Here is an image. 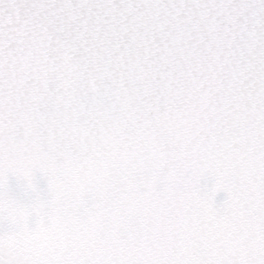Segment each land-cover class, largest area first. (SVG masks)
Here are the masks:
<instances>
[{
    "label": "snow or ice",
    "instance_id": "1",
    "mask_svg": "<svg viewBox=\"0 0 264 264\" xmlns=\"http://www.w3.org/2000/svg\"><path fill=\"white\" fill-rule=\"evenodd\" d=\"M0 264H264V0H0Z\"/></svg>",
    "mask_w": 264,
    "mask_h": 264
},
{
    "label": "water",
    "instance_id": "2",
    "mask_svg": "<svg viewBox=\"0 0 264 264\" xmlns=\"http://www.w3.org/2000/svg\"><path fill=\"white\" fill-rule=\"evenodd\" d=\"M224 199V194L223 193H219L217 195V203L221 202Z\"/></svg>",
    "mask_w": 264,
    "mask_h": 264
}]
</instances>
